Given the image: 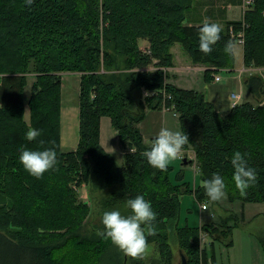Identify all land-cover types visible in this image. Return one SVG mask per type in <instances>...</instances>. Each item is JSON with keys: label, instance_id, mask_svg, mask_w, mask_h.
<instances>
[{"label": "trees", "instance_id": "16d2710c", "mask_svg": "<svg viewBox=\"0 0 264 264\" xmlns=\"http://www.w3.org/2000/svg\"><path fill=\"white\" fill-rule=\"evenodd\" d=\"M191 4L192 0H34L29 8L25 0H0V264H104L106 254L114 264L122 258L126 264L127 255L98 235L103 225L84 230L92 190L98 192L93 208L99 216L114 210L130 214L126 201L137 195L151 202L158 214L157 234L147 240L161 264H169L174 247L186 264H216V237L211 235L215 230L228 238L224 245H230L236 224L231 218L199 226L178 222L181 193L216 205L202 186L213 174L224 178L226 200L239 202L240 222L245 203H260L264 218L263 73L242 78L256 104L237 103L220 116L199 91L169 83L164 71L171 65L169 48L174 43L192 63L206 67V82L216 71L231 69L232 56L224 52L225 43L235 40L230 30L241 33L243 67L264 68V0H252L239 20L222 21L221 39L210 55L199 50L202 23L185 22ZM138 39L147 41L146 49L138 48ZM59 72L78 73L77 141L65 151L58 141ZM29 74L34 80L25 100ZM142 91L151 95L145 97ZM159 109L171 110L179 131L188 135L183 150L190 149L193 159L185 163L194 162L199 185L180 181L179 172L172 181L171 166L161 172L141 155L154 138L144 144L137 124L145 110ZM103 115L124 151L120 165L98 143V119ZM30 128L42 131L35 141L26 139ZM22 147L53 148L58 164L35 178L20 163ZM236 151L247 154L257 174L255 186L243 197L232 180L230 160ZM80 184L88 188L89 203L77 198L73 186ZM181 185L186 193L179 190ZM199 233L211 239L208 252L199 244ZM258 240L264 253V237Z\"/></svg>", "mask_w": 264, "mask_h": 264}, {"label": "clouds", "instance_id": "9594fccd", "mask_svg": "<svg viewBox=\"0 0 264 264\" xmlns=\"http://www.w3.org/2000/svg\"><path fill=\"white\" fill-rule=\"evenodd\" d=\"M34 0H25V5L31 7ZM222 26L219 23L205 19L199 28V50L204 55H210L213 46L221 39ZM238 43L229 39L224 46V52L228 56H234L237 52ZM151 95L145 91L144 96ZM42 135V131L30 128L26 134L28 141H35ZM43 141L40 144L43 145ZM189 143V137L182 131H172L167 127H161L152 140L150 149L141 153L148 164L166 172L172 161L181 154L183 148ZM135 149H130L134 152ZM247 154L236 151L233 153L230 163L233 168L232 180L235 188L243 197L247 195L248 189L255 186L257 174L255 169L249 167L246 159ZM20 163L26 172L35 178L55 169L58 164L57 152L53 148L44 150H29L21 148L19 156ZM198 171V170H197ZM206 196L213 202L220 201L226 197V184L224 178L219 174H213L210 179L202 181ZM126 207L130 214L122 215L119 211H106L102 216L104 232L98 233L109 239L113 245L118 247L125 255L133 259H142L148 248V236H155L157 228L155 222L157 213L154 211L150 201L143 195H137L126 201Z\"/></svg>", "mask_w": 264, "mask_h": 264}, {"label": "rangeland", "instance_id": "374dc122", "mask_svg": "<svg viewBox=\"0 0 264 264\" xmlns=\"http://www.w3.org/2000/svg\"><path fill=\"white\" fill-rule=\"evenodd\" d=\"M175 47H173L174 50L178 48L180 51V46L175 43ZM183 52V51H182ZM185 56L188 58V55L186 52H183ZM118 66H121L122 63H120L119 59L116 60ZM130 70V69H129ZM166 71V70H164ZM123 73H127V70H123ZM227 73H225L223 70L216 71L215 74L213 73V76H217L220 78L221 82L224 81L225 76ZM59 84H58V122H59V115H60V106H65V109L68 111L72 110L74 113V121L77 116L76 114V108H77V89H78V73L76 72H59ZM198 76H201L199 74ZM230 76L233 80L232 85V92L237 94L239 92V85L236 82H241L240 78L237 77L236 72H230ZM245 75H242L241 78H243ZM238 78V79H237ZM264 79V78H263ZM34 79H32V76L29 74L26 76V84L24 86L23 92H24V98L27 97L29 91V86L33 82ZM202 80V79H201ZM206 82V81H205ZM241 84V83H240ZM133 96L134 98L137 97V92L133 89ZM145 91H142V94L144 95ZM26 100V98H25ZM254 103V102H253ZM24 112V120H28V114L26 107L23 110ZM68 120V117H66ZM69 122V121H68ZM77 122V120H76ZM172 127V128H171ZM167 128H169L172 131H177L174 124L168 125ZM179 131V129H178ZM190 151V149H187ZM181 160L184 159H193L190 158V155H187V153L181 154ZM181 160L178 158L175 161H172L169 166H171V170L169 171V177L174 180L175 174L181 175L182 182L188 183L190 187H194L195 185H199V177L197 170L195 169L193 164H187L182 163ZM193 163V161L191 162ZM180 179V178H179ZM183 185V184H182ZM180 186L181 192H187L186 186ZM114 187V186H113ZM74 190L77 194V198L81 201L88 202V191L84 185H79V187H74ZM108 193V192H107ZM191 193V192H190ZM191 194H184L181 193L179 195V213H178V222L183 224L184 222L189 225H196L199 226L201 224H205L208 222H212V224L218 223L219 220L222 222L223 220H229L230 218L233 219V221L236 223L234 227L231 228V233L229 239L231 240L230 245H224L228 238L223 239L222 236L220 237L219 231L215 230L211 235L213 237H216L213 241V255L214 260L216 264H264V253L261 249L260 242L258 240V237L262 238L264 237V218L260 213H256L262 205L260 203H245V207L243 210L244 219L243 221L238 220V214L240 211L239 202L238 201H232L229 202L226 200V197L220 201H217L216 205H212L206 200L203 201H195L194 198L191 196ZM92 196L90 200V214L88 216V221L85 224L84 230L88 231L89 228L92 229L94 224L100 223L102 224V216L98 215L96 208H93V205L96 201V198L98 197V192L92 190ZM200 204H204L205 208L200 209ZM253 212L251 215L250 213ZM251 215V216H250ZM224 222V221H223ZM98 229L103 230L102 228L95 227ZM94 229V227H93ZM211 236V237H212ZM212 237V238H213ZM211 241L208 234L205 233H199V244L206 248V252H208V243ZM121 255V253H120ZM129 256H127V259ZM125 260L126 264H135L132 263L130 260ZM145 264H161V261L158 260L155 251L153 249V246L151 244L148 245V248L146 252L143 254V258L141 259ZM141 261H139L138 264H140ZM157 262V263H156ZM104 264H114L113 259H111L109 254H106L103 258ZM72 264H75V260L72 261ZM120 264H123V258L120 261ZM169 264H179V254L177 247H174L172 250V257L169 262Z\"/></svg>", "mask_w": 264, "mask_h": 264}, {"label": "crops", "instance_id": "0c3cea01", "mask_svg": "<svg viewBox=\"0 0 264 264\" xmlns=\"http://www.w3.org/2000/svg\"><path fill=\"white\" fill-rule=\"evenodd\" d=\"M251 2L248 0H192L191 9L189 13L186 14L185 22L197 24V22L202 23L207 18L210 21L221 25L223 20H239L242 12L247 8H250ZM174 44L169 48L171 53V65L164 69L168 75L167 81L169 83L177 87L199 91L202 94L203 99L210 103L216 113L220 116L228 111V109L234 104L242 102H249L253 105L256 104L244 87L241 76H246L258 71H262L263 73L264 68L243 67L242 47L240 43H238L236 54L232 56V68L229 70H223L227 74L222 82L219 77L214 81L212 78L213 74L211 75V80L205 82L202 79V73L206 67L192 63L190 59L185 56L183 53L184 51L178 43L177 44L183 52L178 48H176V50L173 49V47H175ZM137 45L138 48L144 50L147 48L148 43L145 39H138ZM230 72H236L237 77L241 80V82H237V80L235 82L239 85V92L237 94L232 92L233 80L230 76ZM199 74H201V76H198ZM263 78L264 74H262V79ZM262 90L263 96L261 103L264 105V79ZM231 94H234L235 97L232 98ZM66 117H68V120ZM76 120L77 116L74 121V113L72 110L68 111L65 109V106H60L58 141L59 147L62 151L73 149L75 147L77 141ZM169 124H174L178 131L176 115L171 110H145L142 119L137 124L143 143L149 144V139L155 138L161 127H167ZM98 143L105 152L112 156L116 165H120L123 162L124 151L118 144L116 134L110 126L109 118L104 115L100 116L98 119ZM184 152L187 153V155H190V158L193 157L191 151L182 150L181 154ZM181 157L182 156H179L178 159L181 160ZM190 164L194 165V162ZM244 207L245 204L242 206L243 219L245 218L243 214ZM262 211L263 207H261L256 213L261 214ZM250 214L252 215L253 212Z\"/></svg>", "mask_w": 264, "mask_h": 264}, {"label": "built area", "instance_id": "2783aa9c", "mask_svg": "<svg viewBox=\"0 0 264 264\" xmlns=\"http://www.w3.org/2000/svg\"><path fill=\"white\" fill-rule=\"evenodd\" d=\"M249 2H251L252 0H248ZM230 36H232V37H234L235 38V41H237L238 43H240V36H241V33L240 32H237V33H235V34H233L232 32H231V30H230ZM260 73H262V71H259ZM263 74H264V71H263ZM213 78V80L215 81V80H217V76H213L212 77ZM231 97L233 98V97H235V95L234 94H231ZM200 209H204L205 208V205L204 204H200Z\"/></svg>", "mask_w": 264, "mask_h": 264}, {"label": "water", "instance_id": "95a60500", "mask_svg": "<svg viewBox=\"0 0 264 264\" xmlns=\"http://www.w3.org/2000/svg\"><path fill=\"white\" fill-rule=\"evenodd\" d=\"M181 162L184 163L185 160L182 159ZM179 264H186V263H185L184 256H183L181 253H179Z\"/></svg>", "mask_w": 264, "mask_h": 264}]
</instances>
